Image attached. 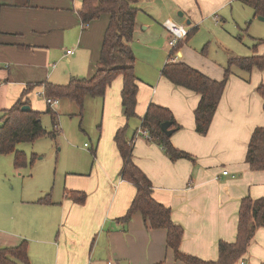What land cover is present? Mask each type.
I'll use <instances>...</instances> for the list:
<instances>
[{
  "label": "crops",
  "instance_id": "obj_1",
  "mask_svg": "<svg viewBox=\"0 0 264 264\" xmlns=\"http://www.w3.org/2000/svg\"><path fill=\"white\" fill-rule=\"evenodd\" d=\"M24 3L0 0V103L22 98L32 109V92L43 87L31 88L34 84H59L70 76L88 78L93 74L107 16L83 24L78 14L82 0ZM136 5L131 47L141 58L138 65L143 66L136 67L135 61V116L127 120L123 115L120 76L113 79L103 97H91L101 101V105L97 102L101 132L91 150L92 166L78 169L73 162L58 192L47 193L43 186L31 199H22L23 204L32 203L35 212L30 218L23 214L21 219L8 217L11 225L21 226V232L15 231L16 241L7 238L6 232L11 231L0 226V247L29 239V264H186L167 247L165 229L150 228L140 212L127 221L121 219L136 189L120 177L122 161L113 137L127 123L125 138L131 141L149 103L171 111L180 129L171 133L170 142L191 156L172 160L157 141L144 137L132 143V161L150 180L153 198L169 207L171 219L182 227V253L216 260L217 242L235 240L241 199L264 197V170L252 171L245 162L253 130L264 126L263 98L256 91L264 83V71L233 68L204 135L195 130L193 112L199 95L161 75L172 50L168 44L171 23L188 29H199L208 19L216 24L226 18L253 23L252 8L240 0H139ZM254 27L257 34H263L260 26ZM224 47L220 53L210 54L203 48L197 51L187 41L177 50L176 59L220 80L228 59L240 54ZM253 53L264 55V43L242 55ZM63 59L68 64L57 67ZM223 170L228 173L222 174ZM67 190L84 192V201L70 199ZM46 194L50 202H36ZM243 259L245 264H264V227L256 230Z\"/></svg>",
  "mask_w": 264,
  "mask_h": 264
},
{
  "label": "trees",
  "instance_id": "obj_2",
  "mask_svg": "<svg viewBox=\"0 0 264 264\" xmlns=\"http://www.w3.org/2000/svg\"><path fill=\"white\" fill-rule=\"evenodd\" d=\"M139 0H82L79 16L83 24L104 15L107 16V26L103 35L99 56L96 60V68L93 74L86 77L70 76L66 84L44 81L35 86H43L45 94L52 98H68L74 101L80 111L82 110L85 96L103 97L107 87L116 77H121L120 99L124 117L128 120L135 116L137 104L138 80L134 73L135 54L131 47L135 29V19L138 12ZM253 10L255 17H264V0H240ZM27 3L28 0H25ZM24 3V4H26ZM197 26L191 27L185 38L179 40L170 50V60L166 62L161 75L176 86L189 89L199 95V102L194 109L195 130L204 135L207 133L217 105L224 91L226 82L233 68L250 73L256 68L264 71V55L250 54L248 56L230 57L224 67V74L220 80L213 79L201 71L191 67L183 61L172 59L171 56L189 40L197 31ZM264 42V37L257 39L253 51ZM29 88V89H31ZM256 91L263 98L264 107V83L256 87ZM28 104L22 98L14 102L9 108L2 110L3 116L0 123V154H12L13 166L20 168L26 166V155L17 145L22 142H33L43 136H55L54 132L48 133L40 120V113L30 109L21 110ZM46 112L52 115L56 113L47 104ZM171 122L169 128L180 129L171 111L161 105L149 103L141 117L140 129L145 131L148 137L138 134L148 140L157 141L172 160L187 158L190 154L176 149L170 142V135H166L161 129L163 122ZM55 124V123H54ZM56 126V124H55ZM127 123L119 127L114 134V142L119 152L122 166L120 177L131 182L135 186V194L126 213L121 217L127 221L135 212H140L150 228H163L166 230V245L178 260L186 264H237L244 260L255 232L259 227H264V197L252 198L244 196L238 209L236 237L233 242L219 240L217 242L218 257L216 260H203L196 256L182 253L179 244L183 236L182 227L171 219L170 208L156 201L152 196V184L148 177L132 161V144L125 138ZM137 130L134 133L135 137ZM132 138V139H133ZM245 162L252 171L264 170V126L256 127L249 139ZM67 197L83 202L85 193L76 190H67ZM36 202L47 203L49 194L39 198ZM29 264L28 241L21 240L15 246L0 247V264ZM160 264V263H159Z\"/></svg>",
  "mask_w": 264,
  "mask_h": 264
},
{
  "label": "rangeland",
  "instance_id": "obj_3",
  "mask_svg": "<svg viewBox=\"0 0 264 264\" xmlns=\"http://www.w3.org/2000/svg\"><path fill=\"white\" fill-rule=\"evenodd\" d=\"M218 20V24L214 23L213 19L204 21L199 25L196 34L194 33L195 35L189 38L188 44L196 47L199 52H202L203 48L205 53L207 51L210 54L220 53L222 47L230 46L240 53L237 55L245 56L242 52L249 51L250 53L255 41L264 37V21L257 20V17L253 23H251L252 20H244V18ZM254 26H260L263 34H257L258 31H255ZM135 57H137L136 67H142V64L138 65L141 58L136 55ZM67 64L66 59H63L62 63L56 65L61 68ZM67 82L68 79L59 84ZM37 91L38 87L32 92V109L40 113L44 129L48 133L54 132L55 136L51 137L47 134L33 142L18 144L17 149L24 151L26 155L27 164L24 167L15 168L13 166L12 154H0V226L9 229L11 233L6 232L7 238H13L15 241L17 239L14 238L15 231L21 232V226L11 225L8 217L15 216L21 219L23 214L30 218L35 212L34 205L32 203L23 204L22 199L24 201L31 199L34 191L43 186L46 187L47 193L58 192L64 175L69 171L73 162L78 169H89L94 161L91 150L94 149L97 136L101 132V112L97 105V102L101 105L100 99L85 96L80 111L74 101L59 98L58 104L51 106L56 113L53 120L52 115L46 112L47 103L42 96L37 95ZM1 93L0 88V99ZM4 100L8 102L7 98ZM13 102L12 100L3 105L0 103V123L3 116L2 110L9 108ZM25 239L29 242L28 238Z\"/></svg>",
  "mask_w": 264,
  "mask_h": 264
},
{
  "label": "built area",
  "instance_id": "obj_4",
  "mask_svg": "<svg viewBox=\"0 0 264 264\" xmlns=\"http://www.w3.org/2000/svg\"><path fill=\"white\" fill-rule=\"evenodd\" d=\"M188 28L187 26L178 24V23H171L168 27V31L170 32L169 35V39H168V44L171 47V49H173L175 47V45L177 44V42L179 40H183L188 32ZM67 54L72 53V50H67L66 51ZM177 55L176 52H174L171 56V60L176 59ZM37 95L42 96L43 99L45 100V102L49 105V106H55L58 104V99L56 98H52L49 97L45 94L44 88L42 87L40 90L37 91ZM138 134H143L144 137H148L147 133L143 130H141L140 128L137 129V133L135 135V137L129 141L131 144L133 143L134 139L137 138ZM228 171L227 170H223L222 174H227ZM92 264V263H89ZM108 264H112V262H108ZM237 264H245L244 260H240L237 262Z\"/></svg>",
  "mask_w": 264,
  "mask_h": 264
},
{
  "label": "water",
  "instance_id": "obj_5",
  "mask_svg": "<svg viewBox=\"0 0 264 264\" xmlns=\"http://www.w3.org/2000/svg\"><path fill=\"white\" fill-rule=\"evenodd\" d=\"M179 15H182V14H180L179 13ZM257 19L258 20H261V21H264V17H262V16H257ZM31 108H30V106L29 105H23L22 107H21V110H23V111H29ZM170 125H171V122H168V121H166V122H163L162 124H161V129L163 130V132L166 134V135H170L171 133H173V129H171V128H169L170 127Z\"/></svg>",
  "mask_w": 264,
  "mask_h": 264
}]
</instances>
